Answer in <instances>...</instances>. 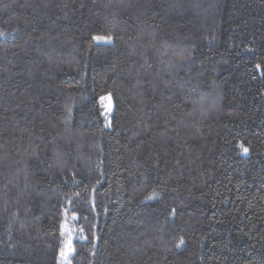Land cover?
<instances>
[{"label": "trees", "instance_id": "trees-1", "mask_svg": "<svg viewBox=\"0 0 264 264\" xmlns=\"http://www.w3.org/2000/svg\"><path fill=\"white\" fill-rule=\"evenodd\" d=\"M0 32V264H59L48 222L70 264H264V0H0Z\"/></svg>", "mask_w": 264, "mask_h": 264}, {"label": "rangeland", "instance_id": "rangeland-1", "mask_svg": "<svg viewBox=\"0 0 264 264\" xmlns=\"http://www.w3.org/2000/svg\"><path fill=\"white\" fill-rule=\"evenodd\" d=\"M97 41V40H96ZM105 40H101L98 42H102ZM103 98V99H102ZM101 98V102L104 105V114L106 118H109V115L113 112V102L111 99L110 95H105ZM110 109V110H109ZM50 230L55 232L56 234L60 235L63 238V247L62 249L65 252V255L62 256L60 254V260L59 264H70L69 257L73 253V237H74V232L71 231L68 225H63V226H55L51 223H47L46 225Z\"/></svg>", "mask_w": 264, "mask_h": 264}, {"label": "snow or ice", "instance_id": "snow-or-ice-1", "mask_svg": "<svg viewBox=\"0 0 264 264\" xmlns=\"http://www.w3.org/2000/svg\"><path fill=\"white\" fill-rule=\"evenodd\" d=\"M0 35H4L3 32H0ZM95 40L97 41H101V40H105V41H111L112 40V37L109 35L107 37H102V36H97V37H94ZM257 68L259 69L260 68V65H257ZM103 99V98H102ZM110 110V109H109ZM241 147L243 148V145H241ZM244 151L246 152L247 149L245 148ZM181 243H183V241H181ZM61 255L64 256L65 255V252L64 250L62 249L61 250Z\"/></svg>", "mask_w": 264, "mask_h": 264}]
</instances>
